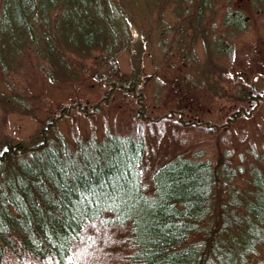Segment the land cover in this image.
Listing matches in <instances>:
<instances>
[{
    "label": "trees",
    "instance_id": "obj_1",
    "mask_svg": "<svg viewBox=\"0 0 264 264\" xmlns=\"http://www.w3.org/2000/svg\"><path fill=\"white\" fill-rule=\"evenodd\" d=\"M104 1L0 0L2 72L32 49L50 64L51 79H83L82 59L95 49L110 53L117 43ZM208 4L200 0L196 22ZM7 100L0 92V103ZM60 116L32 142L2 141L0 263L11 250L42 264H70L85 224L110 212L108 223L131 224L129 264H264V153L253 146L215 160L179 153L157 167L146 192L142 136H89L73 150L52 135Z\"/></svg>",
    "mask_w": 264,
    "mask_h": 264
},
{
    "label": "rangeland",
    "instance_id": "obj_2",
    "mask_svg": "<svg viewBox=\"0 0 264 264\" xmlns=\"http://www.w3.org/2000/svg\"><path fill=\"white\" fill-rule=\"evenodd\" d=\"M208 1L200 15V39L195 28L200 0L104 1L117 43L110 53L95 49L82 59L83 79H51L50 64L32 49L10 72L0 68V92L10 96L0 103V147L8 138L38 139L60 115L52 135L64 137L73 150L89 136H142L146 154L139 169L146 192L153 190L157 167L179 153L215 160L219 154H239L253 146L252 151L263 154L264 104L253 102L232 122L235 112L229 110L242 102L236 96L240 98L246 82L264 74V51L258 43L246 44L245 32L234 44L226 20L235 11L242 17L250 14L253 18L244 21L247 30L255 24L254 13L247 0ZM252 33L246 34L248 40L264 30L253 38ZM206 42L212 48L209 54ZM70 57L76 62L81 58L75 53ZM115 83L122 88L111 90ZM78 103L81 108L63 112ZM227 122L229 126L222 127ZM110 217L112 213L104 212L85 224L72 243L70 264H129L131 224L108 223ZM0 264L42 263L28 253L18 257L8 250Z\"/></svg>",
    "mask_w": 264,
    "mask_h": 264
},
{
    "label": "flooded vegetation",
    "instance_id": "obj_3",
    "mask_svg": "<svg viewBox=\"0 0 264 264\" xmlns=\"http://www.w3.org/2000/svg\"><path fill=\"white\" fill-rule=\"evenodd\" d=\"M247 6L249 10L254 13L255 24L248 26V29L246 30L245 28L247 27V25L244 23V21L249 20V19L251 20L253 16L250 14H247L245 17H242L243 15L241 12L235 11L233 12V15H232L233 17L231 19L226 20L228 21L227 26H226L228 36L235 39L234 44H236L237 37L243 38L241 37L242 35L241 33L245 32L244 41L246 42V44L258 43L257 46L258 47L262 46L263 47L262 49L264 51V33L260 34L259 37H257V39H253V40H248L250 38L246 36L248 32H253L251 34V37L253 38L256 31H258L259 29H261V31L264 30V16H263L264 13L262 16H260V18L258 17L260 13L264 12V0H247ZM259 20H260V23H257ZM200 21H201V18L197 20L196 25H195L196 35H197L196 37L199 39L202 36L200 32H202L204 28V26L200 23ZM228 46L230 45L228 44ZM206 50L208 54L212 51L211 46L208 45L207 42H206ZM260 60L262 64L261 68L263 69V73H264V57ZM243 89H244L243 99L237 97L235 94L237 102L238 101H242V102L240 103V105L236 104L237 108L233 107L229 109L231 112H239V113L245 112L246 110H248L249 108L248 106L252 105V103L255 101H258L260 104H264V74H260L257 76L255 74L249 82H246Z\"/></svg>",
    "mask_w": 264,
    "mask_h": 264
}]
</instances>
